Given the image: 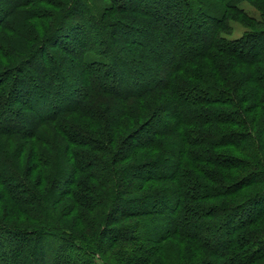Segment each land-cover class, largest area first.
Segmentation results:
<instances>
[{
	"label": "trees",
	"instance_id": "1",
	"mask_svg": "<svg viewBox=\"0 0 264 264\" xmlns=\"http://www.w3.org/2000/svg\"><path fill=\"white\" fill-rule=\"evenodd\" d=\"M0 264H264V0H0Z\"/></svg>",
	"mask_w": 264,
	"mask_h": 264
},
{
	"label": "rangeland",
	"instance_id": "2",
	"mask_svg": "<svg viewBox=\"0 0 264 264\" xmlns=\"http://www.w3.org/2000/svg\"><path fill=\"white\" fill-rule=\"evenodd\" d=\"M255 3V2H254ZM239 7L250 17L257 21H262V15L260 10H258L257 7H255L252 3L248 2H241ZM244 28L239 25L238 23L232 24V36L231 37H237L239 36Z\"/></svg>",
	"mask_w": 264,
	"mask_h": 264
}]
</instances>
